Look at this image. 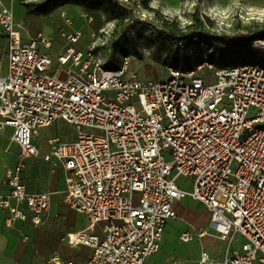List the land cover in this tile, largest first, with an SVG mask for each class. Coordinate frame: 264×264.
I'll list each match as a JSON object with an SVG mask.
<instances>
[{
  "label": "built area",
  "instance_id": "2783aa9c",
  "mask_svg": "<svg viewBox=\"0 0 264 264\" xmlns=\"http://www.w3.org/2000/svg\"><path fill=\"white\" fill-rule=\"evenodd\" d=\"M82 16L93 20L88 11ZM22 29L0 0V39H8L6 67L0 60V133L12 127L20 146L4 180L10 191L0 194L8 224L43 222L51 193L28 192L21 174L27 158L40 156L33 135L63 119L77 137H53L44 159L64 162L65 201L89 219L87 229L67 236L93 248L86 264H144L176 217L174 201L187 197L211 212L210 229L198 236L227 242L223 264H264V65L211 64L212 80L204 65L170 67L168 78L154 81L129 75L126 65L106 68L96 46L77 49L81 30L63 26L66 45L53 54L52 37L25 39ZM181 177L193 178L191 189ZM98 222L103 236L88 232ZM46 264L63 262L55 255Z\"/></svg>",
  "mask_w": 264,
  "mask_h": 264
},
{
  "label": "rangeland",
  "instance_id": "374dc122",
  "mask_svg": "<svg viewBox=\"0 0 264 264\" xmlns=\"http://www.w3.org/2000/svg\"><path fill=\"white\" fill-rule=\"evenodd\" d=\"M34 3L26 6L24 27L33 34L42 32L52 37L53 54L63 49L67 42L60 31L64 25L61 13L64 12L75 22L73 28L79 19L83 20L82 37L75 44L77 49L96 46L106 68L126 65L129 75L159 81L168 78L170 67L204 65L202 72L212 80L214 69L209 67L211 64L215 68L249 62L264 65V45L259 43L264 39L246 41L239 46H231L225 41L240 34H251L264 23V0H228L223 7L211 0H181L177 8L165 7L158 0H148L147 4L145 0H128L122 20L109 19L106 6L102 1H95L92 7L80 4L93 17L89 24L80 14L82 7L74 9L68 1L40 13L28 11ZM194 12L199 14L202 23L194 19ZM127 24L132 27L124 31ZM172 32L174 36L170 37ZM0 51L2 64L6 67V52ZM60 135H64L63 130ZM192 181V177L178 180L185 189L192 188ZM185 202L189 199L175 203L179 216L167 223L161 248L151 257L150 264H219L222 260L227 248L225 242L209 235L198 237L200 227L210 229L208 209L198 204L188 208ZM186 231L193 234L189 241L180 238ZM203 252L207 254V260L199 263Z\"/></svg>",
  "mask_w": 264,
  "mask_h": 264
},
{
  "label": "crops",
  "instance_id": "0c3cea01",
  "mask_svg": "<svg viewBox=\"0 0 264 264\" xmlns=\"http://www.w3.org/2000/svg\"><path fill=\"white\" fill-rule=\"evenodd\" d=\"M40 1L43 0H4L5 4L12 7L15 19L23 24V37L25 39L36 36L38 33H42H31L28 29H25L23 22V19L27 17V4ZM158 1L163 6L169 8H177L181 4V0ZM211 2L217 6L219 5L223 7L227 5L228 0H219V2L211 0ZM69 3L70 5H73L70 7H74V9L75 7H82L80 4L75 2ZM254 3H257V1H255ZM86 11L87 10L82 7L80 13L81 16ZM62 13V21H60L64 25H62L61 27L65 26L66 29L69 30V32L80 30V28H83V20L81 19H79L76 23L77 26L73 28L75 22L65 13L66 16L72 20V25L67 26ZM85 23L89 24L88 22ZM7 48L8 39L6 36H3L0 39V49H4L6 52ZM53 52L55 51L52 50L51 53ZM0 60H2L1 51ZM58 123L60 127L58 126ZM60 130L64 131V135H60ZM12 131V127L7 126L0 133V194H8L10 191V187L5 184L4 180L7 171L16 166L18 162V155L20 152V146L12 140ZM56 136L60 137L63 141H71L77 137V129L74 125L66 122L63 119L57 120L50 126L39 128L33 135V142L39 148L40 156H30L29 158H27L25 167L21 174L22 182L25 184L28 192L51 193L50 208L45 214L43 222L38 225L33 224L30 218L26 221L17 220L11 224H8L7 218L9 216V212L5 209L0 208V264H46V262L55 255H58L60 257L63 264H67L68 262L86 264L92 255L93 248L91 246L86 244H71L67 240L68 234L87 229L90 222L85 213L73 209L65 201L66 170L64 162L54 157L51 161H46L44 159V155L51 152L50 140ZM188 199L189 202H185V205L188 208L190 206H195L196 204L205 207L202 202L192 199L191 197L176 200L173 203L176 217H178L179 215L178 211L174 207L175 203L178 201H187ZM209 216L210 219L208 222L210 225L212 216L210 211ZM201 229L207 228L200 227L199 231ZM88 232L91 234L103 236L104 223L98 222L93 228H90ZM208 235L217 238L216 236H213L211 234ZM73 236L74 234L72 235V237ZM241 240L242 238L238 236L235 243L239 244ZM221 241L227 244L226 241ZM225 252L226 249L219 264H223ZM153 255L149 256L145 260L144 264H150L151 257ZM206 260H202L201 256L199 263L205 262Z\"/></svg>",
  "mask_w": 264,
  "mask_h": 264
},
{
  "label": "trees",
  "instance_id": "16d2710c",
  "mask_svg": "<svg viewBox=\"0 0 264 264\" xmlns=\"http://www.w3.org/2000/svg\"><path fill=\"white\" fill-rule=\"evenodd\" d=\"M75 2L78 4H82L84 6L87 7H92L94 5L95 1H102L103 6H106V10H107V14H108V18L109 19H118V20H122V18L124 17V10L126 9L125 7H122L118 4L117 1H110V0H43L40 2H35L33 4V8H29V12H36V13H40L41 11L47 10L49 8L55 7L61 3H65V2ZM148 0H145V3L147 4ZM194 19L198 21V23H202V19L199 17V14L194 12ZM132 27L131 24H127L124 27V31H128L130 30ZM171 30H174V28H172ZM164 32V31H163ZM165 34H167L168 32H164ZM173 32L170 34V37H173ZM257 39H264V23L262 25H260L259 27H257L251 34H240L238 35L236 38H226L225 41L231 45V46H239L244 44L246 41H253V40H257ZM118 43V41H117ZM232 65H236V64H232ZM223 66H227V65H223ZM184 69H192L189 66H185L183 67Z\"/></svg>",
  "mask_w": 264,
  "mask_h": 264
},
{
  "label": "bare ground",
  "instance_id": "6f19581e",
  "mask_svg": "<svg viewBox=\"0 0 264 264\" xmlns=\"http://www.w3.org/2000/svg\"><path fill=\"white\" fill-rule=\"evenodd\" d=\"M260 44H263L264 45V40H262L261 42H260ZM184 264V263H183Z\"/></svg>",
  "mask_w": 264,
  "mask_h": 264
}]
</instances>
